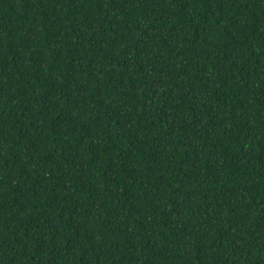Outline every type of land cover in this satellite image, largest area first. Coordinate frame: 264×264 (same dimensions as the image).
<instances>
[{"label":"trees","instance_id":"16d2710c","mask_svg":"<svg viewBox=\"0 0 264 264\" xmlns=\"http://www.w3.org/2000/svg\"><path fill=\"white\" fill-rule=\"evenodd\" d=\"M0 264H264V0H0Z\"/></svg>","mask_w":264,"mask_h":264}]
</instances>
